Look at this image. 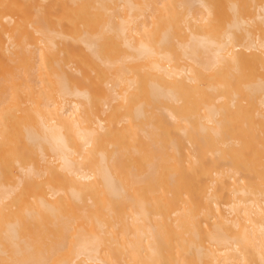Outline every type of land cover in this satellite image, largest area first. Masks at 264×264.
<instances>
[{
  "label": "bare ground",
  "instance_id": "6f19581e",
  "mask_svg": "<svg viewBox=\"0 0 264 264\" xmlns=\"http://www.w3.org/2000/svg\"><path fill=\"white\" fill-rule=\"evenodd\" d=\"M0 264H264V0H0Z\"/></svg>",
  "mask_w": 264,
  "mask_h": 264
}]
</instances>
